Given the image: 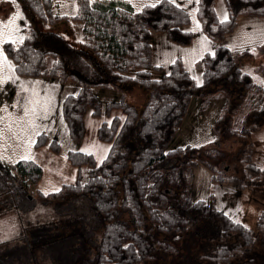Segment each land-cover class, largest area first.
I'll use <instances>...</instances> for the list:
<instances>
[{"label": "trees", "instance_id": "obj_1", "mask_svg": "<svg viewBox=\"0 0 264 264\" xmlns=\"http://www.w3.org/2000/svg\"><path fill=\"white\" fill-rule=\"evenodd\" d=\"M21 1L28 13L24 37L6 40L2 48L19 74L78 82L79 91L66 95L62 105L73 139L82 137L86 109L99 113L94 85L129 88L138 84L148 90V96L139 110L124 100L108 103V109L121 108V116L113 115L98 127V137L108 142V150L100 161L90 152L69 151L68 160L78 172L74 183L44 192L36 188L42 166L20 158L13 163V172L0 164V197L19 192L28 198L67 202V212L82 223L80 231L85 233L69 264H264V211L251 229L212 201L194 199L187 187L188 168L198 160L210 167L215 179L234 180L239 186L264 184V168L246 152L243 177L229 175L211 160L223 150L167 148L189 97L207 89L231 97L233 103L246 92L262 91L235 134L247 137L263 125L264 90L236 64L231 49L220 40L238 15H264V0H227V19L216 17L214 0H198L202 28L216 43L203 56L201 85L179 59L166 73L152 63V30L165 31L180 43L191 38L187 11L170 0L146 3L139 10L124 0H76L73 14L56 11L54 0ZM69 18L82 23L79 45L48 27ZM233 103L229 112L240 108L241 104ZM227 123H221L223 129H229ZM43 136L39 134L36 146L43 144ZM49 146L58 151L56 141ZM47 238L40 235L32 240ZM6 256L0 255V264H13Z\"/></svg>", "mask_w": 264, "mask_h": 264}, {"label": "rangeland", "instance_id": "obj_2", "mask_svg": "<svg viewBox=\"0 0 264 264\" xmlns=\"http://www.w3.org/2000/svg\"><path fill=\"white\" fill-rule=\"evenodd\" d=\"M54 1L56 11L60 13L73 14L76 11V0ZM124 1L139 9L146 3L159 0ZM170 1L187 11L189 21L186 27L191 31V38L188 43H180L171 40L165 31L152 30V63L161 67V73H166L171 63L179 59L195 83L201 85L203 56L207 51H213L216 43L202 28L197 16L198 0ZM12 2L16 31L7 33L12 35L13 41H19L24 37L28 22L27 11L22 1L21 6L18 0ZM214 10L218 19H225V14L229 17L227 0H214ZM8 15L0 16V34ZM81 25V21L69 18L48 27L59 30L72 43L79 45ZM220 43L231 49L236 64L264 90V15H238L232 29L223 34ZM2 50L0 48V164L13 172L15 160L33 158L43 167L44 173L36 188L44 192L76 180L72 173L62 178L63 173L69 172L66 166L58 165L68 162L69 151L90 152L96 161L105 156L108 142L98 137V127L103 121H110L113 115L121 116V108L111 106L108 109L110 101L124 100L139 110L148 96V90L138 84L129 88L94 85L92 90L99 100V113L93 114L91 108L86 109L82 137L75 140L64 119L62 105L66 95L79 91L78 82L71 78L62 81L51 75L19 74L11 58ZM47 61L50 63L51 57ZM153 75L158 76L159 73L154 72ZM197 80L201 82L197 83ZM262 93L243 94L238 99L240 103H233L231 97L209 89L204 94H192L167 148L193 146L198 150H223L211 160L229 175L243 177L242 159L248 156L246 152L250 153L255 165L264 168V123L247 137L235 134L245 124L252 101L260 99ZM231 103L234 106L241 104L237 112H229ZM223 122H228L229 129H223ZM40 133L44 134L45 140L36 146ZM52 140L58 143V151L50 148ZM244 142L246 144L242 145ZM247 147L249 151L245 150ZM187 187L194 199L212 201L231 219L251 229L256 228L258 217L264 211V184L239 186L234 180L215 179L213 171L202 160L188 168ZM68 208L67 202L28 198L19 192L1 196L0 255H7L13 264H69L85 233L80 231L82 223L67 212ZM40 235L48 238L43 242L32 240Z\"/></svg>", "mask_w": 264, "mask_h": 264}, {"label": "crops", "instance_id": "obj_3", "mask_svg": "<svg viewBox=\"0 0 264 264\" xmlns=\"http://www.w3.org/2000/svg\"><path fill=\"white\" fill-rule=\"evenodd\" d=\"M18 1L20 3V6H21V1L20 0H18ZM13 12H14V4H13L12 0H0V16L4 15L5 13L9 14L8 16H6V18H8V20H7L6 25L4 26V29H3L2 33L0 34V48H1V50H2V44H3L4 41H6V40L13 41V39H11V38H13L12 35L10 36V34H9L10 32H12V30L16 31L15 26L13 24V18H12ZM65 14H67V13H65ZM25 16L27 18L28 17V13L25 14ZM7 32H9V33H7ZM9 37H11V38L9 39ZM15 41H17V39ZM18 159H20V158H18ZM30 159H33V158H30ZM34 161H36V160H34ZM67 161H68L67 163L60 162L58 164V165L61 164V166H66V171L69 172V173H63L62 178L65 177V176H68L70 173L75 174V178H76L77 174H78L77 168L75 166H73L69 162L68 157H67ZM42 169H43V167H42ZM43 173H42V176H43Z\"/></svg>", "mask_w": 264, "mask_h": 264}, {"label": "snow or ice", "instance_id": "obj_4", "mask_svg": "<svg viewBox=\"0 0 264 264\" xmlns=\"http://www.w3.org/2000/svg\"><path fill=\"white\" fill-rule=\"evenodd\" d=\"M139 10V9H138ZM225 19L227 18V16H226V14H225V17H224ZM11 22V21H10ZM11 37H9V39H10ZM201 81H199V80H197V83H200Z\"/></svg>", "mask_w": 264, "mask_h": 264}]
</instances>
